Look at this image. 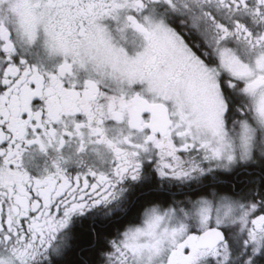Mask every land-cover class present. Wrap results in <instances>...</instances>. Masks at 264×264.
I'll list each match as a JSON object with an SVG mask.
<instances>
[{
  "label": "snow or ice",
  "instance_id": "obj_1",
  "mask_svg": "<svg viewBox=\"0 0 264 264\" xmlns=\"http://www.w3.org/2000/svg\"><path fill=\"white\" fill-rule=\"evenodd\" d=\"M0 264H264V0H0Z\"/></svg>",
  "mask_w": 264,
  "mask_h": 264
},
{
  "label": "flooded vegetation",
  "instance_id": "obj_2",
  "mask_svg": "<svg viewBox=\"0 0 264 264\" xmlns=\"http://www.w3.org/2000/svg\"><path fill=\"white\" fill-rule=\"evenodd\" d=\"M49 155H51V153H49ZM46 161H47V157L35 151H30L26 153L24 156V163L26 170L29 171V173L32 175L38 174V170L43 169Z\"/></svg>",
  "mask_w": 264,
  "mask_h": 264
}]
</instances>
